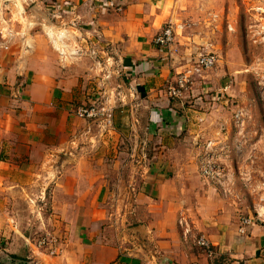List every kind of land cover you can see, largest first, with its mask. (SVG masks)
Returning <instances> with one entry per match:
<instances>
[{
  "label": "crops",
  "instance_id": "crops-1",
  "mask_svg": "<svg viewBox=\"0 0 264 264\" xmlns=\"http://www.w3.org/2000/svg\"><path fill=\"white\" fill-rule=\"evenodd\" d=\"M36 1L41 3L38 11H46L45 1H52L48 10L63 21L48 26L34 15L9 18L0 9V239L6 244L5 264H264V223L240 232L242 219L255 216L256 208L225 197L199 175L205 142L222 134L218 125L211 129V123L204 124L210 116L217 118L210 109L217 106L216 95L210 93L218 88L223 70L195 75L190 91L177 101L167 95L168 83L200 51L180 39L176 52H166L154 39L171 23L187 28L176 23L190 0ZM12 3L17 6L16 0ZM65 23L69 29L62 27ZM105 44L127 51L117 71L131 78L134 96L146 108L149 132L157 130L165 141V154L149 160L152 167L144 176L149 207L134 227L124 226L125 219L117 216L109 222L114 215L109 184L116 180L110 166L124 165L121 132L93 127L76 115L90 100L89 81L94 79L93 60L85 56L96 45L105 53ZM98 82L105 85V75ZM181 216L189 220L188 237L178 225ZM35 234L41 237L34 239ZM200 236L211 242V253L196 246ZM42 238L47 245L39 247Z\"/></svg>",
  "mask_w": 264,
  "mask_h": 264
},
{
  "label": "rangeland",
  "instance_id": "rangeland-1",
  "mask_svg": "<svg viewBox=\"0 0 264 264\" xmlns=\"http://www.w3.org/2000/svg\"><path fill=\"white\" fill-rule=\"evenodd\" d=\"M13 1L0 0V9L9 18L10 15L15 18L22 15L31 19L34 15L45 24L48 23V26L51 21H63L54 19L53 12L48 10L53 5L52 1L42 0L46 2L47 10L51 13L43 9L38 11L36 5L41 6V3L36 0L35 3L16 0L17 6H9ZM188 6L182 10L186 13L177 19L179 22L176 24H185L187 28L179 31L176 44H180L181 39L183 42L193 43L200 54L207 52L205 50L208 48V52L213 51L219 56L217 67L203 75L214 73L218 68L223 70L218 88L215 87L210 93L216 95L213 103L217 106L210 109H214L217 118L213 120L210 116L204 124L206 126L211 123V129L218 125L222 134L220 138L213 137L209 140L218 141L228 147L227 165L237 181L246 175L250 179L248 188L242 182H237L234 187L239 202L253 209L264 207V0H190ZM41 14L46 15V18ZM68 17L64 19H69ZM63 26L68 28L69 24L65 23ZM93 47L88 56H85L94 63V79L89 81L92 85L90 100H86L81 106L90 107L96 103L101 109H105V112L112 114V123L98 120L90 121L91 125L97 128L113 127L122 134L124 165L119 169L115 163L110 166L111 177L116 180L109 184L113 199L111 210L114 211L109 222L115 223L117 216L121 220L125 219L124 226L134 227L139 224V219H145L140 217L143 216L142 209L149 207L144 198V176L147 166L152 167L149 160H157L165 154L162 150L165 141L157 130V134L149 132L145 117L147 111L144 104L134 96L135 89L131 85V78L117 71V65H122L123 57L128 56L123 55L127 51L122 46L105 44V53H101L98 45ZM195 61V58L189 61L188 69L194 66ZM104 75L105 85H101L98 80ZM220 89L226 91L218 93ZM201 96L206 101L204 95ZM168 98L171 99L169 96ZM239 111L244 112V122L240 126L236 124L235 118ZM174 154L181 156L180 152ZM138 161L142 164H138ZM162 170L166 171L164 168ZM139 194L142 195L141 198ZM135 208L140 209L135 211ZM35 235L34 239L41 237V234ZM5 247V242L0 239V264H5ZM36 253L39 254L38 251Z\"/></svg>",
  "mask_w": 264,
  "mask_h": 264
},
{
  "label": "built area",
  "instance_id": "built-area-1",
  "mask_svg": "<svg viewBox=\"0 0 264 264\" xmlns=\"http://www.w3.org/2000/svg\"><path fill=\"white\" fill-rule=\"evenodd\" d=\"M104 3L109 1L113 2L116 0H99ZM134 2L136 0H129ZM185 26L169 24L155 39L154 44L161 50L166 52L175 51L174 46L176 40L179 37V31L183 30ZM219 63V58L216 54L212 52H204L198 55L194 66L187 69L184 73L178 74L175 79L168 83L167 85V95L171 99H181L183 94L190 89L193 85V78L195 75L202 72H207L213 70ZM76 115L84 120L88 121H107V123H112V114L105 112V109H101L96 103L92 104L90 107L81 106L77 109ZM106 117V118H105ZM236 124L240 126L244 121V112H237ZM228 147L225 144L219 143L215 140H209L205 143L204 152L199 159V174L202 178L216 187L220 188L225 197L239 196L235 195L234 187L237 184V179L234 174L230 171L227 165L226 159L228 158ZM240 181L245 187H249L251 184L248 175L240 178ZM264 189V184H263ZM264 223V207H258L255 210V216H248L242 219V228L240 229L241 234L246 233L248 226L253 224ZM178 225L185 236H190L192 233L189 220L185 216H181ZM195 244L197 247L204 249L206 252H212L211 242L204 236H200L195 239ZM47 245V240L42 238L39 241V246ZM55 252H53L54 254Z\"/></svg>",
  "mask_w": 264,
  "mask_h": 264
},
{
  "label": "water",
  "instance_id": "water-1",
  "mask_svg": "<svg viewBox=\"0 0 264 264\" xmlns=\"http://www.w3.org/2000/svg\"><path fill=\"white\" fill-rule=\"evenodd\" d=\"M12 261H13L14 264H22V263H18L17 261L15 262V260H12ZM24 264H29V263H24Z\"/></svg>",
  "mask_w": 264,
  "mask_h": 264
}]
</instances>
